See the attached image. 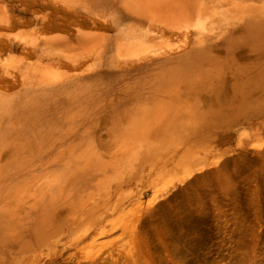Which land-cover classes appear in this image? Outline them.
Returning <instances> with one entry per match:
<instances>
[{
    "label": "bare ground",
    "instance_id": "1",
    "mask_svg": "<svg viewBox=\"0 0 264 264\" xmlns=\"http://www.w3.org/2000/svg\"><path fill=\"white\" fill-rule=\"evenodd\" d=\"M60 1L89 13L106 3L115 6L121 13L123 39L115 41L113 53H107L98 33L79 28L75 40H91V44H80V51L71 50L74 41L68 35L44 37L46 45L60 43L56 61L69 69H63L67 73L61 69L56 77L40 74L36 78L35 72H25L23 89L11 99L0 95V264H47L42 261L44 250L55 247L63 232L70 239L75 232H83L71 239L72 244L89 232H100L99 236L107 232L108 217L119 210V197L114 207L110 203L126 181L139 178L145 163H162L159 175L185 161L182 155L176 160L180 143L173 136L195 123V94L216 86L228 75L231 67L226 72L221 54L235 60L240 48L238 53L264 57V0ZM0 21H6L3 15ZM90 58L100 67L116 63L120 75L127 71L121 68L124 65L154 64L136 82L122 85L128 89L127 99L144 104L123 116L116 114V123L127 120L128 128L119 133L117 126L109 127L102 137L105 142H100L103 148L84 136L91 132L84 126L112 107L111 102L102 104V93L109 90L91 92L88 87L92 84L83 82L101 72L80 68ZM177 59L197 62L170 65ZM183 92L188 96H181ZM145 93L153 97L150 103L142 102ZM70 138L82 141L66 145ZM103 254L105 251L86 260L110 264ZM82 256L69 260L79 264Z\"/></svg>",
    "mask_w": 264,
    "mask_h": 264
},
{
    "label": "rangeland",
    "instance_id": "2",
    "mask_svg": "<svg viewBox=\"0 0 264 264\" xmlns=\"http://www.w3.org/2000/svg\"><path fill=\"white\" fill-rule=\"evenodd\" d=\"M106 4L89 13L60 0H0V16L6 20L0 21V95L13 98L23 89L24 78L32 71L40 78V74L56 77L63 69L69 70L56 61L60 43L46 45L47 37L68 35L74 41L71 50L80 51L79 45L91 44V40L77 42L79 28L98 33L107 53H113L115 41L123 39L119 32L123 29L121 13ZM238 51L235 60L221 54L226 72L231 67L228 75L216 86L195 94V123L173 136L180 143L176 160L182 155L185 161L181 164L178 161L176 166L169 164L167 168L173 169L159 175L162 163L159 166L155 162L145 163L139 178L128 184L126 181L110 203L114 207L119 197V210L108 217V231L104 235L89 232L86 238L72 244L71 239L83 232H75L71 239L63 232L55 247L44 250L43 262L76 264L70 257L83 255L79 264H90L86 259L105 251L103 255H107L110 264H264V57ZM196 62L177 59L169 63ZM147 63L150 62L127 68L124 65L121 68L127 71L120 75L116 63L100 67L95 59L83 61L82 69H101L99 76L86 78L84 84H92L88 87L91 92L109 90L102 93V104L111 102L112 106L84 126L91 131L84 136L100 144L105 142L102 137L109 127L117 126L119 133L128 128L127 120L116 123L114 117L144 103L127 99L128 89L122 85L136 82L142 71L154 65L146 66ZM65 70L63 74L67 73ZM143 96L142 102L153 100L150 93ZM181 96L188 95L183 92ZM79 140L82 141L70 138L65 143Z\"/></svg>",
    "mask_w": 264,
    "mask_h": 264
}]
</instances>
